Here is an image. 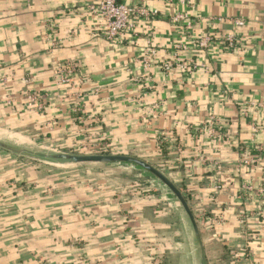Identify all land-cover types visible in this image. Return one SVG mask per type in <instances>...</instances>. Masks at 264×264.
I'll use <instances>...</instances> for the list:
<instances>
[{"label":"crops","instance_id":"1","mask_svg":"<svg viewBox=\"0 0 264 264\" xmlns=\"http://www.w3.org/2000/svg\"><path fill=\"white\" fill-rule=\"evenodd\" d=\"M100 1L0 0V141L45 158L0 146V264H264V0H120L115 41ZM89 137L157 166L199 231L135 164L55 157Z\"/></svg>","mask_w":264,"mask_h":264},{"label":"built area","instance_id":"2","mask_svg":"<svg viewBox=\"0 0 264 264\" xmlns=\"http://www.w3.org/2000/svg\"><path fill=\"white\" fill-rule=\"evenodd\" d=\"M99 11L105 19V26L103 27L102 34L103 36L111 41L123 38L127 36L128 32L133 31L135 25L134 15L138 12V9H135L132 6H129L120 0H101L98 6ZM237 25H243L244 21L241 19H236ZM226 41L230 44L231 47H235V39L233 34H227L225 37ZM212 40V34L205 35L202 39L199 40L198 45L200 48L207 49ZM174 64L181 68H188L189 63L183 61H177ZM174 64H165L167 68L172 67ZM72 64L66 63H57L56 64V82L59 85L71 84L72 76L71 71L73 70ZM82 82H80L81 84ZM29 105L37 104L39 98H43L40 92L32 91L27 93ZM38 108H43V103H38ZM75 154H94V153H112L111 148L108 144L102 142H94L92 138H87L85 142L81 143L80 146H77ZM243 163L245 165L252 164L253 159L248 158V156L243 158ZM216 189L221 188L219 184L215 186ZM251 189L250 186H245L246 191ZM213 223L218 222V220H212Z\"/></svg>","mask_w":264,"mask_h":264},{"label":"water","instance_id":"3","mask_svg":"<svg viewBox=\"0 0 264 264\" xmlns=\"http://www.w3.org/2000/svg\"><path fill=\"white\" fill-rule=\"evenodd\" d=\"M3 143L0 141V146ZM60 160H68L72 163H114V162H126L134 163L141 168L147 170L156 178H158L163 184H165L170 191L176 196V198L181 203L185 212L187 213L194 230L199 231L196 217L190 207L189 202L187 201L182 190L159 168L150 162L128 154H119V153H94V154H75V153H59L55 156Z\"/></svg>","mask_w":264,"mask_h":264},{"label":"rangeland","instance_id":"4","mask_svg":"<svg viewBox=\"0 0 264 264\" xmlns=\"http://www.w3.org/2000/svg\"><path fill=\"white\" fill-rule=\"evenodd\" d=\"M7 145V147L9 148V149H12V150H10L11 152H16V153H18L19 154V156L21 157V158H23L24 160H22V161H25V162H27V163H37L36 161L38 160V159H45L44 157H40V156H38V155H36V154H32L31 152H29V151H22L21 149H19V148H17V147H13V146H11L10 144L8 145V144H6ZM61 161H64V160H61ZM65 162H70V161H68V160H65ZM73 164H76V163H73ZM136 166H138V165H136ZM138 168H140V170H144L145 171V169H143V168H141L140 166H138ZM147 171V170H146ZM145 171V172H146ZM124 172H130V171H124ZM148 172V171H147ZM129 174V176H131V177H133L134 178V175H135V173L134 172H131V173H128ZM147 174H149V173H147ZM152 176H154V175H152ZM155 177V176H154Z\"/></svg>","mask_w":264,"mask_h":264},{"label":"trees","instance_id":"5","mask_svg":"<svg viewBox=\"0 0 264 264\" xmlns=\"http://www.w3.org/2000/svg\"><path fill=\"white\" fill-rule=\"evenodd\" d=\"M2 147L4 148V149H6V150H8V151H10V150H12V149H9L8 147H7V145H2ZM134 164V163H133ZM136 165V164H135ZM157 167V166H156ZM158 168V167H157ZM185 197H186V199H187V196L185 195ZM187 201H188V199H187Z\"/></svg>","mask_w":264,"mask_h":264}]
</instances>
